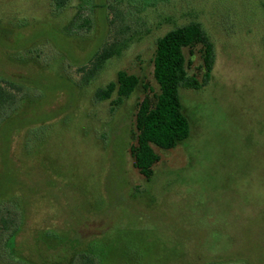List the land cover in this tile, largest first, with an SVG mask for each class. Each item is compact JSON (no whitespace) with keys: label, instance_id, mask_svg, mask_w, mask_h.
<instances>
[{"label":"rangeland","instance_id":"374dc122","mask_svg":"<svg viewBox=\"0 0 264 264\" xmlns=\"http://www.w3.org/2000/svg\"><path fill=\"white\" fill-rule=\"evenodd\" d=\"M262 1L70 0L55 11L51 0H0V74L25 86L10 147L0 141V207L25 214L17 253L36 264H68L76 248L97 264H264ZM191 21L214 43L212 75L181 88L190 135L156 148L147 180L130 153L135 114L159 92L157 38ZM114 40L120 54L84 82ZM185 53L201 80L200 52ZM119 70L140 77L135 91L97 99Z\"/></svg>","mask_w":264,"mask_h":264},{"label":"trees","instance_id":"16d2710c","mask_svg":"<svg viewBox=\"0 0 264 264\" xmlns=\"http://www.w3.org/2000/svg\"><path fill=\"white\" fill-rule=\"evenodd\" d=\"M69 2L70 0H51L55 11L62 10ZM261 6L264 9V0ZM123 46L124 43L118 40L103 44L93 55L84 82H87L109 58L120 54ZM186 49L190 56L194 55L196 50L201 54V80L189 74L188 68L192 60L186 56ZM153 63L159 92L154 101L145 95L139 103L134 121L135 143L130 146L134 167L147 180L152 178L154 166L160 158L156 148L170 150L190 135L191 125L183 109L180 90L200 89L209 82L215 63L214 43L201 23L191 21L176 26L157 38ZM139 83L140 77L137 74L119 70L116 80L97 89L95 96L105 100L115 92V102L119 104L135 91ZM24 88L23 83L9 80L0 74V141L2 140L7 148L10 146L5 145L4 140L6 125L18 115L22 117L20 95ZM16 210L17 213H9L0 207V258H9L11 264H36L35 260L17 253L16 239L24 224L25 214L21 213L19 208ZM69 256L68 264H97L95 254L87 250L76 248L70 250Z\"/></svg>","mask_w":264,"mask_h":264}]
</instances>
